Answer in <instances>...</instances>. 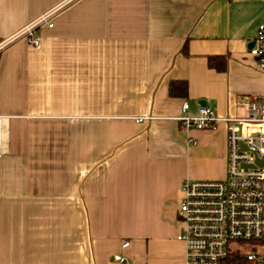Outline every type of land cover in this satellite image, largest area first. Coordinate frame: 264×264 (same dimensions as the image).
I'll list each match as a JSON object with an SVG mask.
<instances>
[{"label":"crops","instance_id":"crops-1","mask_svg":"<svg viewBox=\"0 0 264 264\" xmlns=\"http://www.w3.org/2000/svg\"><path fill=\"white\" fill-rule=\"evenodd\" d=\"M48 10L0 52V264H183L180 183L224 178L227 122L176 116L264 95V0H0V39Z\"/></svg>","mask_w":264,"mask_h":264},{"label":"built area","instance_id":"built-area-1","mask_svg":"<svg viewBox=\"0 0 264 264\" xmlns=\"http://www.w3.org/2000/svg\"><path fill=\"white\" fill-rule=\"evenodd\" d=\"M53 12L45 11L0 39V52L19 37L37 45L39 36L33 30L44 22L50 25ZM248 53L254 57L255 67L264 70V21L258 23ZM176 119L185 129L227 122L224 178H183L180 183L177 216L182 230L176 238L184 242L183 264H221L229 250L241 252L251 264H264V95L260 99L251 96L244 115L225 117H218L205 102H198L191 112L185 99ZM127 244L125 240L120 246ZM241 245L247 249L240 251ZM112 258L128 264L120 253Z\"/></svg>","mask_w":264,"mask_h":264},{"label":"trees","instance_id":"trees-1","mask_svg":"<svg viewBox=\"0 0 264 264\" xmlns=\"http://www.w3.org/2000/svg\"><path fill=\"white\" fill-rule=\"evenodd\" d=\"M185 42L181 49L183 51ZM207 66L215 70H223L226 64V57L224 55H208L206 57ZM187 84L183 79H171L168 81L167 91L171 96H186ZM221 264H251L249 260L239 251H226Z\"/></svg>","mask_w":264,"mask_h":264},{"label":"rangeland","instance_id":"rangeland-1","mask_svg":"<svg viewBox=\"0 0 264 264\" xmlns=\"http://www.w3.org/2000/svg\"><path fill=\"white\" fill-rule=\"evenodd\" d=\"M234 245V244H233ZM247 249V246H245V245H241L240 246V251H245Z\"/></svg>","mask_w":264,"mask_h":264},{"label":"water","instance_id":"water-1","mask_svg":"<svg viewBox=\"0 0 264 264\" xmlns=\"http://www.w3.org/2000/svg\"><path fill=\"white\" fill-rule=\"evenodd\" d=\"M200 103H204V101L202 100V101H199Z\"/></svg>","mask_w":264,"mask_h":264}]
</instances>
